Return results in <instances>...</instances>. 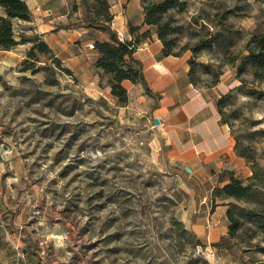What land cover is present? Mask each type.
I'll return each mask as SVG.
<instances>
[{
	"label": "rangeland",
	"instance_id": "obj_1",
	"mask_svg": "<svg viewBox=\"0 0 264 264\" xmlns=\"http://www.w3.org/2000/svg\"><path fill=\"white\" fill-rule=\"evenodd\" d=\"M62 2L56 11L66 21L54 32L61 44L72 41L71 53L84 59L80 70L51 48L55 63L37 52L35 66L24 70L33 61L26 60V42L0 73V264H264V250L206 248L185 228L150 95L143 86L126 89L127 101L119 102L110 77L94 65L93 42L104 31L84 20L97 10L102 19L104 6ZM173 2L162 16L173 51L188 55L196 86L219 84L220 96L230 93L223 111L231 133L264 166V76L254 77L242 59L251 34L264 29V0ZM22 25L13 22L16 39L38 40ZM82 25L87 32L76 36ZM219 30L222 46L201 49L200 41Z\"/></svg>",
	"mask_w": 264,
	"mask_h": 264
},
{
	"label": "crops",
	"instance_id": "obj_2",
	"mask_svg": "<svg viewBox=\"0 0 264 264\" xmlns=\"http://www.w3.org/2000/svg\"><path fill=\"white\" fill-rule=\"evenodd\" d=\"M24 1L30 10L31 21L18 20L23 24L20 31L26 35L37 34L69 69L80 70L84 59H80L78 52L71 53L74 47L72 41L61 44L57 39L60 31L54 32L58 22L62 24L66 21V15L56 11L60 3L65 6L62 0ZM107 1L112 14L111 28L122 39L134 40L143 31L149 30V35L137 42L133 57L139 62L147 87L153 95L149 96L154 104V107L150 106V116L163 133L169 166L175 173L176 189L173 194L179 204L181 221L201 245L209 248L211 243L226 234L228 227L226 201L213 197L214 188L229 182L224 171H233L235 176L243 179L251 173L245 160L234 152L235 141L230 128L220 121L215 105V100L221 94L219 84L211 88L194 86L188 80L186 53L179 56L161 55L162 44L154 29L144 25L139 0H136V5L130 0ZM35 6L40 9L34 10ZM0 15H4L1 7ZM128 24L141 28L131 35ZM86 32L87 28L83 25L74 30L76 36ZM107 39L106 33L99 32L95 40ZM23 45L7 51L0 50V73L10 66L11 61L7 59L19 57L18 51L26 48ZM122 85L128 90H142V85L128 80H124Z\"/></svg>",
	"mask_w": 264,
	"mask_h": 264
},
{
	"label": "trees",
	"instance_id": "obj_3",
	"mask_svg": "<svg viewBox=\"0 0 264 264\" xmlns=\"http://www.w3.org/2000/svg\"><path fill=\"white\" fill-rule=\"evenodd\" d=\"M106 10L105 15L101 17L102 11L97 10L95 16L87 11L84 22L88 25L98 24V28L108 35L107 40H94L93 49L96 52L94 65L103 74L108 75L110 93L116 97L119 102L127 101V90L122 85L124 80H128L133 84H140L144 87L146 94L153 96L147 87L143 76L142 68L133 54L136 44L139 40L149 35V30L143 31L134 40L120 39L117 33L111 28L110 22L112 14L109 11L107 0H98ZM87 5V0H85ZM174 4L173 0H162L158 3H152L143 8L144 25L155 28L154 31L157 38L162 44L161 55L179 56L181 51H173L172 41L167 38L166 32L169 28L167 21L162 19L163 14L168 8ZM0 7L4 15H0V50H10L17 44L32 42V46L27 51V64L24 70H30L35 66L36 53H43L50 56L51 49L48 45L40 40L29 39L23 35H19L20 39H16L14 32V20L24 22L31 21L30 10L24 0H0ZM103 10V9H102ZM78 24H76L77 26ZM79 26V25H78ZM141 27L128 24V31L134 35ZM223 31L219 30L209 34V37L202 39L200 42L201 49H211L213 46H222ZM246 54L243 55V64L249 65L251 73L256 78L264 76V29L251 34L246 44ZM56 63H58L56 61ZM189 71L188 80L196 86L195 69L191 61L188 60ZM41 70L51 69L50 67H39ZM39 69L33 70L36 72ZM254 98H259L261 91H251L249 93ZM231 98L230 93L223 94L215 100V105L222 124L228 125L231 131V125L225 116L223 107ZM233 136V135H232ZM234 138V137H233ZM234 152L237 156L242 157L251 167L249 177L243 179L235 176L233 171H224L229 182L221 187L213 190V197L227 200V209L225 216L227 219V232L219 237L218 241L212 243L217 248H223L232 254L237 250L243 251H260L264 250L262 242H264V166L260 163L256 151L248 144L234 138ZM191 234H193L191 232ZM194 236V235H193Z\"/></svg>",
	"mask_w": 264,
	"mask_h": 264
},
{
	"label": "built area",
	"instance_id": "obj_4",
	"mask_svg": "<svg viewBox=\"0 0 264 264\" xmlns=\"http://www.w3.org/2000/svg\"><path fill=\"white\" fill-rule=\"evenodd\" d=\"M39 9H40L39 6H35V7H34V10H39ZM118 36H119V35H118ZM119 38L122 40V36H121V35L119 36Z\"/></svg>",
	"mask_w": 264,
	"mask_h": 264
},
{
	"label": "water",
	"instance_id": "obj_5",
	"mask_svg": "<svg viewBox=\"0 0 264 264\" xmlns=\"http://www.w3.org/2000/svg\"><path fill=\"white\" fill-rule=\"evenodd\" d=\"M154 122L157 124V123H158V120L155 118V119H154ZM186 170L189 171L188 168H186Z\"/></svg>",
	"mask_w": 264,
	"mask_h": 264
}]
</instances>
